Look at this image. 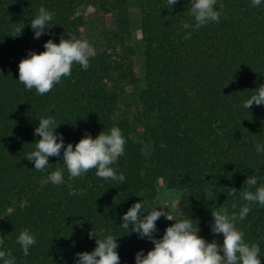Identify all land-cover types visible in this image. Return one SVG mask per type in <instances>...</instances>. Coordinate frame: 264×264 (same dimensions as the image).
Listing matches in <instances>:
<instances>
[{"label":"trees","instance_id":"obj_1","mask_svg":"<svg viewBox=\"0 0 264 264\" xmlns=\"http://www.w3.org/2000/svg\"><path fill=\"white\" fill-rule=\"evenodd\" d=\"M42 6L56 25L36 39L30 22ZM80 6L105 21L88 69L73 64L71 75L45 95L27 90L18 80L19 61L29 50L44 51L49 39L59 43L62 34L84 40ZM132 7L141 78L131 45ZM216 10L219 22L185 29L184 23L195 24L190 0L173 7L167 0H0V250L15 264H75L77 253L96 247L92 230L117 237L120 264H135L136 253L145 254L152 242L127 233L123 214L141 200L142 213L159 208L162 185L176 195L174 220L191 218L198 235L223 243L211 230L212 210L238 217L248 203L240 196L246 178L264 184V152L256 150L264 145V106L243 107L264 84V0L255 7L251 0H217ZM18 27L21 34L13 37ZM48 116L65 146L118 127L125 150L111 167L125 181L104 180L95 169L69 179L63 149L44 171L35 170L26 155L39 139V119ZM57 169L64 183L46 182ZM250 207L235 227L246 243L259 245L264 264V206ZM174 220L159 218L153 235L162 238ZM25 229L36 238L27 256L17 242Z\"/></svg>","mask_w":264,"mask_h":264},{"label":"clouds","instance_id":"obj_2","mask_svg":"<svg viewBox=\"0 0 264 264\" xmlns=\"http://www.w3.org/2000/svg\"><path fill=\"white\" fill-rule=\"evenodd\" d=\"M177 2L178 0H167L168 5L172 7ZM261 3L262 0H251L254 7ZM216 4L217 0H190V14L195 24L184 23L183 27L198 29L210 22H219L220 12L216 10ZM54 25L56 24L53 22V14L43 6L30 22L36 39ZM22 28H16L13 37L19 36ZM185 38L190 39L191 34ZM93 55L94 49L87 40L78 39L70 33L68 38H65L62 34L59 43L52 39L47 40L44 51L29 50L28 55L19 61L18 80L27 90L35 89L37 94L45 95L59 84L62 78L71 75L73 64H79L83 70H87L89 58ZM253 104L264 106V84L256 88V92L244 102L243 107L249 110ZM58 125L53 116L39 119V124L34 130V135L39 139L35 141V149L26 155L28 161L34 162L35 170L44 171L49 165V157H61L63 149L62 161L69 179L81 177L95 169L99 178L120 183L125 181L124 174L118 175L111 167L125 150L126 141L118 127L114 126L108 132L101 131L95 138L85 134L73 147L72 143L65 146L63 135L54 131ZM256 150L258 153L264 152V145L258 144ZM46 182L63 184L62 171H52ZM257 184L256 176L250 175L246 178L244 185L247 187L240 192V196L248 203L241 207L238 217L235 213L229 215L227 209L212 210L214 222L211 224V230L215 234L223 235L222 244H218L215 239L208 242L198 235V225L194 227L191 218L174 220L169 210H164L167 206L145 209L142 213V200L134 203L123 214L122 226L128 230L127 233L135 232L139 237L147 238L154 244L146 255L143 249L136 253L135 264H261L259 245L246 243L243 232L235 227L237 219L243 220L248 215L252 203L264 206V184L256 187ZM251 188H255V191L249 190ZM235 189L232 195H236ZM161 217L174 220L175 223L165 229L162 238H156L153 234L157 231L156 222ZM88 235L90 239L95 238L96 247L91 252L77 253L75 264H120L117 237L104 236L103 230H92ZM17 242L27 256L29 249L36 244V238L25 229L19 233ZM3 243V237H0V245ZM0 260L3 264H15V258L4 250H0Z\"/></svg>","mask_w":264,"mask_h":264},{"label":"rangeland","instance_id":"obj_3","mask_svg":"<svg viewBox=\"0 0 264 264\" xmlns=\"http://www.w3.org/2000/svg\"><path fill=\"white\" fill-rule=\"evenodd\" d=\"M79 11L84 14L86 19V24L83 27L84 40H87L90 45L93 47L94 52L99 50V38L98 35L104 28L105 21L102 16L97 14L91 6H80ZM137 12L132 7L129 9V19L131 26V45L134 51L133 60L137 67L138 75L141 78V65H142V46L139 37V27L137 23ZM141 81L138 82V86H141ZM176 199V195L166 189H164L163 185L161 186L160 193L158 195V204L159 206H167L164 208L165 211L170 212L172 217L177 216V212L173 207V203ZM164 220H167L165 217H162ZM153 248V244L150 243L148 250ZM145 253V255L147 254Z\"/></svg>","mask_w":264,"mask_h":264}]
</instances>
